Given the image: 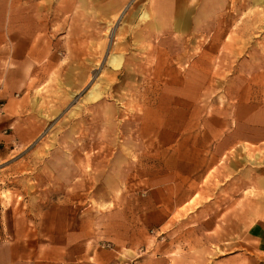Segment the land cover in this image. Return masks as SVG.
<instances>
[{
  "label": "crops",
  "instance_id": "crops-1",
  "mask_svg": "<svg viewBox=\"0 0 264 264\" xmlns=\"http://www.w3.org/2000/svg\"><path fill=\"white\" fill-rule=\"evenodd\" d=\"M62 1L67 0H0V146L21 143L24 130L34 126L28 115L36 100L32 92L52 65L54 31L68 20ZM75 1L70 6L83 10L85 0ZM155 17L163 18L166 31L177 26L201 32L196 16L186 25L184 10L171 3ZM207 22L206 17L205 31ZM138 38L131 56L142 68L130 74L168 84L153 100L134 104L140 113L133 117L136 136L116 143L115 160H156L162 167L112 168L103 181L94 173L87 194L85 170L77 169L62 200L38 222L30 220L42 229L5 234L2 215L0 264H264V171L253 168L246 176L244 154L230 152L241 140L244 100L229 114L214 100L212 83L191 88L198 80H221L213 58L205 60L202 73L196 59L186 62L184 53L167 51L171 43ZM257 114L256 109L253 125H259Z\"/></svg>",
  "mask_w": 264,
  "mask_h": 264
},
{
  "label": "rangeland",
  "instance_id": "rangeland-1",
  "mask_svg": "<svg viewBox=\"0 0 264 264\" xmlns=\"http://www.w3.org/2000/svg\"><path fill=\"white\" fill-rule=\"evenodd\" d=\"M74 2L62 1L68 20L63 18L61 31H54L57 47L52 65L32 92L36 100L28 115L34 126L24 130L21 143L15 140L8 147L0 146V220L4 214L5 234L29 227L42 229L43 224H29L30 220L38 222L47 208L62 200L67 193L65 185L76 180L77 169L85 170L87 194L97 179L94 173L103 181L112 168L141 170L144 163L150 168L162 167L156 160L135 159L128 165L115 160L116 143L136 136L133 117L140 113L134 104L153 100L168 84L137 80L148 75L130 74L142 68L131 56L136 36L171 43L167 51L184 53L186 62L196 59L202 73L205 60L213 58L214 71L222 73L221 80H198L191 88L195 91L212 83L218 91L214 100L229 114L244 100V106L239 107V117L245 119L239 122L241 140L230 152L244 154L246 176L253 168L264 171V0H85L83 10L70 6ZM170 3L184 10L186 25L196 16L201 32H184L177 26L171 31L162 28L163 18L158 20L155 14H163L165 4ZM188 43L194 47L189 48ZM113 56L120 60L112 62ZM235 73L239 79H230ZM139 95L142 98L135 97ZM125 104L127 112L123 111ZM256 109L259 118L257 114L255 123L259 125L252 124ZM105 193L101 187L100 195Z\"/></svg>",
  "mask_w": 264,
  "mask_h": 264
},
{
  "label": "built area",
  "instance_id": "built-area-1",
  "mask_svg": "<svg viewBox=\"0 0 264 264\" xmlns=\"http://www.w3.org/2000/svg\"><path fill=\"white\" fill-rule=\"evenodd\" d=\"M3 106H2V104H0V112L2 111V108ZM110 245L109 244H106V247H109Z\"/></svg>",
  "mask_w": 264,
  "mask_h": 264
},
{
  "label": "bare ground",
  "instance_id": "bare-ground-1",
  "mask_svg": "<svg viewBox=\"0 0 264 264\" xmlns=\"http://www.w3.org/2000/svg\"><path fill=\"white\" fill-rule=\"evenodd\" d=\"M116 59H113L112 61H115Z\"/></svg>",
  "mask_w": 264,
  "mask_h": 264
}]
</instances>
